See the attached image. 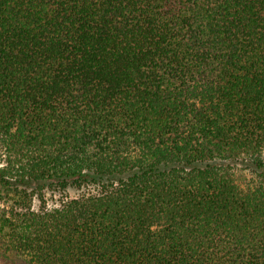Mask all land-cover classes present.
Wrapping results in <instances>:
<instances>
[{
	"label": "trees",
	"instance_id": "1",
	"mask_svg": "<svg viewBox=\"0 0 264 264\" xmlns=\"http://www.w3.org/2000/svg\"><path fill=\"white\" fill-rule=\"evenodd\" d=\"M0 252L264 264V0H0Z\"/></svg>",
	"mask_w": 264,
	"mask_h": 264
},
{
	"label": "rangeland",
	"instance_id": "2",
	"mask_svg": "<svg viewBox=\"0 0 264 264\" xmlns=\"http://www.w3.org/2000/svg\"><path fill=\"white\" fill-rule=\"evenodd\" d=\"M236 177H237L238 182L245 185L251 181L252 175L248 169H244L243 167H241L238 170ZM68 195L69 196H75V195H77V191L71 189L68 192ZM59 198L60 197L58 194L55 196L48 195V203L50 205H52V204L58 202ZM34 205L38 206L39 202L36 200L34 202ZM0 264H31V263L21 256H18L15 254H5V253L0 252Z\"/></svg>",
	"mask_w": 264,
	"mask_h": 264
}]
</instances>
